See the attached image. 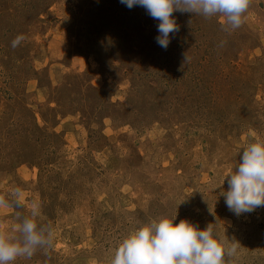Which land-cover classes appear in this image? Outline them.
I'll use <instances>...</instances> for the list:
<instances>
[{
    "label": "rangeland",
    "instance_id": "374dc122",
    "mask_svg": "<svg viewBox=\"0 0 264 264\" xmlns=\"http://www.w3.org/2000/svg\"><path fill=\"white\" fill-rule=\"evenodd\" d=\"M173 16L163 49L139 6L0 0V229L37 205L51 230L15 264H110L132 230L176 213L239 242L231 264H264V207L237 217L221 196L264 141V0L235 30Z\"/></svg>",
    "mask_w": 264,
    "mask_h": 264
},
{
    "label": "clouds",
    "instance_id": "9594fccd",
    "mask_svg": "<svg viewBox=\"0 0 264 264\" xmlns=\"http://www.w3.org/2000/svg\"><path fill=\"white\" fill-rule=\"evenodd\" d=\"M128 9L139 6L158 21L156 43L167 49L172 35L179 32L174 12L205 17L219 16L232 30L243 24L250 0H119ZM24 39L12 41L17 47ZM228 188L221 192L227 209L235 216L250 214L264 207V141L252 142L243 149L235 170L230 171ZM224 180V182H225ZM223 185H221L222 187ZM15 202L24 203V193L11 192ZM8 202L0 197V208ZM30 217L9 229H0V264H15L20 258L30 259L37 248L46 245L51 236L49 226L38 223L39 206L31 207ZM209 214L215 213L209 208ZM177 215L152 219L132 230L118 245L110 264H231L240 243L229 241L209 223L201 228L189 219L178 223Z\"/></svg>",
    "mask_w": 264,
    "mask_h": 264
}]
</instances>
